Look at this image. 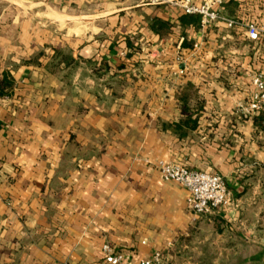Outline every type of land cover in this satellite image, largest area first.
Returning <instances> with one entry per match:
<instances>
[{
    "label": "crops",
    "instance_id": "obj_1",
    "mask_svg": "<svg viewBox=\"0 0 264 264\" xmlns=\"http://www.w3.org/2000/svg\"><path fill=\"white\" fill-rule=\"evenodd\" d=\"M222 14L264 26V0ZM187 15L0 0V264H109L106 244L134 263L264 264V112L239 110L264 39ZM161 160L222 175L232 207L196 215Z\"/></svg>",
    "mask_w": 264,
    "mask_h": 264
},
{
    "label": "built area",
    "instance_id": "obj_2",
    "mask_svg": "<svg viewBox=\"0 0 264 264\" xmlns=\"http://www.w3.org/2000/svg\"><path fill=\"white\" fill-rule=\"evenodd\" d=\"M160 3V0H150ZM232 0H203L195 3L193 0H168L178 5L188 15L201 17L202 27H208L216 22H224L234 29L239 26L246 28L249 39L260 42L264 39V26L256 22L243 23L239 19L228 18L222 14L224 6ZM198 46V45H196ZM254 90L247 102L240 103L239 110L244 118H250L264 112V73L252 75ZM158 169L166 181H174L187 190V206L196 215H207L214 211H226L234 201L226 179L219 174L190 170L184 165L158 161ZM105 260L109 264H162L161 254L157 253L152 259L140 260L134 263L123 252L106 244L103 247Z\"/></svg>",
    "mask_w": 264,
    "mask_h": 264
},
{
    "label": "trees",
    "instance_id": "obj_3",
    "mask_svg": "<svg viewBox=\"0 0 264 264\" xmlns=\"http://www.w3.org/2000/svg\"><path fill=\"white\" fill-rule=\"evenodd\" d=\"M234 19H237L236 17ZM182 22L183 23H195V24H200L201 23V17L200 16H196V15H187V16H184L182 17ZM249 22H256V23H259L258 21V18H255L253 21H249ZM61 55L64 54V52L62 50L58 51ZM63 58L65 60H68V56L67 54H65V56H63ZM240 260L237 261V264H244V263H241L239 262ZM208 262V261H207ZM209 262H210V259H209ZM208 262V263H209ZM230 263V262H229ZM231 263H232V260H231ZM204 264H207V263H204ZM221 264H228V261H222ZM236 264V263H235Z\"/></svg>",
    "mask_w": 264,
    "mask_h": 264
},
{
    "label": "rangeland",
    "instance_id": "obj_4",
    "mask_svg": "<svg viewBox=\"0 0 264 264\" xmlns=\"http://www.w3.org/2000/svg\"><path fill=\"white\" fill-rule=\"evenodd\" d=\"M213 257H214V258H213ZM217 258H218V254H217L216 252H212V251H211L210 261H211V260H212V261H213V260L215 261ZM196 260H197V259H196Z\"/></svg>",
    "mask_w": 264,
    "mask_h": 264
}]
</instances>
